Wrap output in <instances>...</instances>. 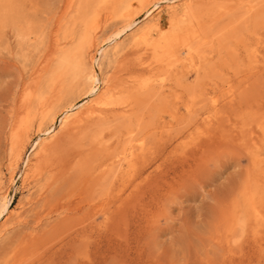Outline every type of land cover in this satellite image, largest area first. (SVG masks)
I'll list each match as a JSON object with an SVG mask.
<instances>
[{
    "label": "rangeland",
    "instance_id": "rangeland-1",
    "mask_svg": "<svg viewBox=\"0 0 264 264\" xmlns=\"http://www.w3.org/2000/svg\"><path fill=\"white\" fill-rule=\"evenodd\" d=\"M150 1L22 0L40 31L22 38V24L6 25L0 203L13 200L0 264H264V0H218L191 23L182 5L166 8L147 46ZM57 44L82 46L87 69L106 49L103 78L119 90L100 135L97 121L91 134L63 133L23 174L14 146L34 147L54 128L42 115L87 96L58 82L34 102L27 133H12Z\"/></svg>",
    "mask_w": 264,
    "mask_h": 264
},
{
    "label": "bare ground",
    "instance_id": "bare-ground-1",
    "mask_svg": "<svg viewBox=\"0 0 264 264\" xmlns=\"http://www.w3.org/2000/svg\"><path fill=\"white\" fill-rule=\"evenodd\" d=\"M217 1L218 0H171V2L170 0L150 1L149 3L146 4V7L144 8V20H143L144 25L143 27H141L139 31L141 43L147 44V46L151 45L153 37L151 36V31L149 29V22L153 20H160L161 13H163L166 8H176L182 5L184 7V14L185 16H187L188 23H191V21L192 22L194 21L193 18L195 15L194 14L195 9L206 4L217 5L216 3ZM86 4L88 5V3ZM82 18H83V14H82ZM39 22L33 14L25 12L24 3H22V0H0V42L2 44H4L6 25L10 24L11 26H15L17 23L22 24V33H21L22 38H29L33 33L40 31L41 23ZM133 23L134 21L129 24L130 28L133 25ZM127 28L128 26L126 27V29ZM123 31L114 34V36H118L122 34ZM83 36H80V38H86ZM176 38H178V35ZM172 44L173 46H175L174 45L175 43L172 42ZM55 46L56 49H53L55 50V53L52 54L53 51L51 53L52 55H55L54 56L55 59H53V61L51 60L53 64L50 65L51 69L52 67L53 68L55 67L54 68L55 70H53L51 73L50 72L48 73V76L44 83H39V85L37 84L33 87L28 88V90L26 91L27 93L22 107L25 111L24 117L17 120L16 127L12 129V133L13 134H23L25 132L27 133L29 124H31L32 122L31 120L33 117L32 112L34 109L33 108L34 102L41 101L48 94H50L51 89L58 82L68 85L67 91L69 92H74L76 90L78 91L81 89H87L86 92L87 96L84 98L85 99L84 103L80 106H76V104H73L76 101L73 100L69 104V106L64 108L62 111H55L51 115H49V113L42 115L44 119H46L47 117L49 118V122L53 124L54 128L51 129L47 134H45V136L40 141H38L37 144L34 145V147L32 146L30 147L31 144L30 137H26V138L24 137L22 140H20L18 144L14 146L12 151V161L15 167L18 166L19 164L22 165L23 174L27 173V171L31 167V164L33 163V161H35V158L39 155L40 149H42V151H49L51 149L56 148V146L60 142V138L63 133L67 132L69 135H72L74 137H79V135H83L84 133L85 134L87 133V135L91 134L93 128L91 127L92 125L89 126V124L90 123L92 124L93 122L97 121V124L96 123L93 124V126L96 124V127L94 126V130H95L94 134L96 135V137L100 135L101 134L100 129H102V127L98 125L99 122L98 120L102 121L103 119H106L108 117L109 114L108 112L110 111L112 100L117 96V94L115 95L113 90L115 87L113 89L111 88L109 89V87L106 86V82L103 78V62L107 57L106 49L103 50L95 49L96 52L94 54L91 53L92 54L91 67L87 69L84 68L83 65L84 49L82 46H75L66 51L60 50L59 49L60 45L58 44ZM46 47L47 45L45 46V48ZM48 47L50 46L48 45ZM48 47L46 48V50H44L45 54L50 49ZM153 50L156 53L160 51L163 52V47L157 48L154 46ZM178 56L176 55L175 57ZM70 75L73 77L72 79H69ZM118 88L117 89L115 88L116 92H118L119 90ZM12 200H13V196L10 195H7L5 198L2 199L0 203V222L3 219L5 221V218L9 217V214L11 212L10 206Z\"/></svg>",
    "mask_w": 264,
    "mask_h": 264
},
{
    "label": "trees",
    "instance_id": "trees-1",
    "mask_svg": "<svg viewBox=\"0 0 264 264\" xmlns=\"http://www.w3.org/2000/svg\"><path fill=\"white\" fill-rule=\"evenodd\" d=\"M27 156V155H26ZM26 158V157H25Z\"/></svg>",
    "mask_w": 264,
    "mask_h": 264
}]
</instances>
